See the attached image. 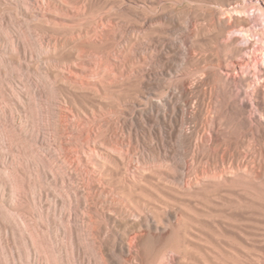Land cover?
Listing matches in <instances>:
<instances>
[{
	"label": "bare ground",
	"instance_id": "6f19581e",
	"mask_svg": "<svg viewBox=\"0 0 264 264\" xmlns=\"http://www.w3.org/2000/svg\"><path fill=\"white\" fill-rule=\"evenodd\" d=\"M212 5L217 3L0 0V168L6 170L0 178V247L8 262L19 256L29 264H53L50 252L57 255L54 264H165L161 255L168 249L186 257L193 229L209 233L212 223L188 205L171 204L159 213L143 201L147 186L158 188L163 178L185 197L227 192L237 214L255 209L253 190L264 193V187L252 174L197 180L181 161L207 151L209 139L218 148L226 138L234 145L258 138L256 153L264 159V122L249 119V103L242 100L250 79L264 82V48L241 42L250 33L247 3ZM258 11L264 26V7ZM35 109L46 123L33 118ZM225 120L235 132H227ZM21 184L34 196L31 206L19 203ZM12 211L21 217L19 227ZM227 225L215 232L238 238L239 226ZM84 233H90L87 239ZM16 235L27 250L14 254ZM231 255L221 256V264H239Z\"/></svg>",
	"mask_w": 264,
	"mask_h": 264
},
{
	"label": "rangeland",
	"instance_id": "374dc122",
	"mask_svg": "<svg viewBox=\"0 0 264 264\" xmlns=\"http://www.w3.org/2000/svg\"><path fill=\"white\" fill-rule=\"evenodd\" d=\"M206 1L217 3V5H212V7L217 9H219L220 7L219 4L222 3V0ZM243 2L249 5V7L247 8L246 16L250 19V26L248 28V31L250 33H248V36H246L245 39L241 42L242 44L246 42L251 43L254 49L264 48V26L260 25L261 19L259 17L258 11L259 7H264V2L261 0H243ZM198 6H201V4ZM174 37L178 38L179 36L175 35ZM204 47L207 48L206 45H204ZM249 81V86L246 88V95L242 99L247 100L249 103L247 116L249 119L259 118L262 122H264V86H262L264 85V82L263 80H261L260 82H256L254 79H250ZM235 83L239 85L240 89L238 79L235 80ZM256 87H259V91L257 95H254L253 90ZM21 89L23 88L20 86V90ZM0 101L2 100L0 99ZM50 111V117L53 121L52 123L57 122L58 118L56 117L54 109H51ZM32 115L38 123H46V120H44L43 118V114L37 111V109L33 110ZM225 121L228 127L227 132H235L236 129L234 128L233 124L227 120ZM53 127L54 126H51V128ZM209 140L206 143L208 148L207 151H201L200 153L196 154L188 153L186 154V156H183L181 158L182 162L188 163L192 176L196 177L195 179L201 180L203 179V177H212L217 174L218 176H222L223 174V178H232L234 175L243 172L252 174L256 182L258 183V186L264 187V159H262L256 153L255 149L258 147V138H251L248 141H246L247 139H245V143H241L239 145H234V142L230 140V138H226L225 141L221 143V147L218 148L215 147V145ZM145 151L147 155L152 154L147 149ZM35 156L36 159H39V161L46 162L48 163V165H50L49 162L39 157L37 154H32L31 157L35 158ZM22 166L27 172L31 170L26 163ZM0 171H2L0 172V178L2 177V179L5 180L6 170L0 168ZM30 177H32V179H35L34 174H30ZM16 178L18 177L16 176ZM19 180L22 181L20 177ZM170 181L171 180L168 178H163L162 180L159 179L157 181L158 188L155 189H150V187L147 186L148 189H146L147 191L143 193L144 195L142 194L140 196L141 199L150 204L153 207L154 211L159 213L167 211L166 208L171 204L177 207H187L188 205L192 213L202 216L203 218L207 219L210 224H212L211 226H209V233H199V231L196 230L197 228L193 229L196 235L190 237L189 241L186 242V252L189 256L187 255L186 257H184L183 255L181 256V254H177L168 249L162 253L161 261L164 260L165 264H171L172 261H175V263L181 262L180 264H189V261L190 264H221L224 262L221 256L230 259L229 257H232L231 254L235 253L239 258V264H264V199L262 198L264 197V193L260 192V190L258 189H254L255 191L253 190V192L255 193V209L250 210L248 208H244L242 213L237 214L230 209L231 204L235 205L237 204V202H228L226 198L229 196V193L227 192L218 193L215 196L211 195L210 197L202 199L197 197L189 198L173 190V185ZM243 189L244 188L239 191V194L243 195L246 193V191H244ZM62 190H64V188ZM17 191H22V196H19V203L25 207L29 205L31 206V203H33L34 201L32 192L29 189L23 187L22 184L19 186ZM61 191L58 190L56 191V193L60 196L67 195ZM80 200L84 201L82 199ZM240 201H242L245 206L252 205V203L247 202V200ZM158 206L160 207V209H157ZM61 209L65 212L71 211L70 209ZM201 210L204 212H202ZM9 215L10 218L14 219L17 227L22 224L20 221L21 217L17 211H12L9 213ZM0 217L3 218L2 215H0ZM55 220L60 221L63 226H67V222L61 221L59 217H55ZM224 222L228 224L227 226L229 229L233 228L229 226L230 223L239 226V229L237 230H240V236L238 238L233 237L232 235L228 234L227 231L224 232L225 235L216 233L214 227L217 226L221 228L219 225ZM90 233H84L86 235L85 239H87V235H90ZM2 238L3 235L0 231V243L3 244ZM12 240L13 242L10 245L12 253L16 254L22 252L24 249L27 250L26 246L20 244V237L16 235ZM86 243L88 244L91 253H93L98 258L99 263H101L99 254H97L98 251L95 250L94 242L87 240ZM48 248L50 251L53 250L51 245L48 246ZM6 250L7 249L4 245L3 248L0 247V257H2V263L11 264L7 260L8 257L5 252ZM47 256L53 264L58 260L57 255L53 252L48 253ZM192 257H194L195 261H193L194 259H192ZM190 258L192 259V261ZM15 264L29 263L26 262L24 258L16 256Z\"/></svg>",
	"mask_w": 264,
	"mask_h": 264
}]
</instances>
